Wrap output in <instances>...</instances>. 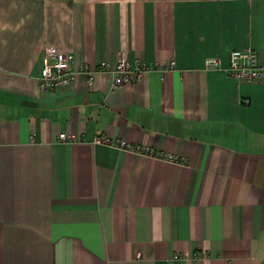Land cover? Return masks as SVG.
Listing matches in <instances>:
<instances>
[{
  "label": "crops",
  "instance_id": "1",
  "mask_svg": "<svg viewBox=\"0 0 264 264\" xmlns=\"http://www.w3.org/2000/svg\"><path fill=\"white\" fill-rule=\"evenodd\" d=\"M45 46L93 83L42 90ZM248 47L264 0H0V264H264V80L225 71ZM122 57L154 68L117 85Z\"/></svg>",
  "mask_w": 264,
  "mask_h": 264
},
{
  "label": "built area",
  "instance_id": "2",
  "mask_svg": "<svg viewBox=\"0 0 264 264\" xmlns=\"http://www.w3.org/2000/svg\"><path fill=\"white\" fill-rule=\"evenodd\" d=\"M73 56L71 53L59 50L55 46H45L43 51V67L39 77V85L42 90L64 89L71 86L79 72L85 73L89 77L90 83H93L96 69L88 63H83L79 69L72 67ZM218 58H209L206 60L207 66H218ZM169 65L174 67L175 62L171 61ZM153 65L145 60L138 58L132 63L129 59L122 57L113 70L114 82L117 85L125 84L134 78L140 80L147 71L153 69ZM102 69H105L104 65ZM235 79L247 83L261 82L264 80V65L258 61L257 52L251 47L232 49L230 51V65L225 70ZM135 75V76H134ZM59 140L64 142H76V135L62 132ZM98 143H108L117 146L120 149L133 151L142 155H155L158 158H165L163 152L152 153L148 146L136 143H130L127 140L113 141L107 137L96 138Z\"/></svg>",
  "mask_w": 264,
  "mask_h": 264
},
{
  "label": "rangeland",
  "instance_id": "3",
  "mask_svg": "<svg viewBox=\"0 0 264 264\" xmlns=\"http://www.w3.org/2000/svg\"><path fill=\"white\" fill-rule=\"evenodd\" d=\"M165 68H166V70H169V69L171 68V66H170L169 64H167L166 67L161 68V70H162V71H165Z\"/></svg>",
  "mask_w": 264,
  "mask_h": 264
},
{
  "label": "water",
  "instance_id": "4",
  "mask_svg": "<svg viewBox=\"0 0 264 264\" xmlns=\"http://www.w3.org/2000/svg\"><path fill=\"white\" fill-rule=\"evenodd\" d=\"M23 103H24V104H31V102L28 101V100L23 101Z\"/></svg>",
  "mask_w": 264,
  "mask_h": 264
}]
</instances>
